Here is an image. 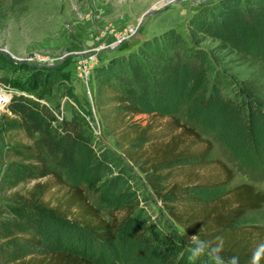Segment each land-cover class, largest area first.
<instances>
[{
    "label": "trees",
    "instance_id": "1",
    "mask_svg": "<svg viewBox=\"0 0 264 264\" xmlns=\"http://www.w3.org/2000/svg\"><path fill=\"white\" fill-rule=\"evenodd\" d=\"M187 31L145 38L94 69L98 128L117 151L96 135L62 67L0 55L9 76L0 84L20 93L0 116V264H115L124 254L128 264H165L154 247L126 240L125 224L109 223L84 184L122 209L135 167L160 194L177 169L213 162V144L199 129L234 155L244 152L240 161L255 169L246 153L264 140V0L204 5ZM156 121L174 126L167 139H153ZM219 166L227 181L174 183L161 196L182 205L167 210L190 236L223 237V254L249 264L264 226L243 220L264 208V192L251 184L229 190L232 171Z\"/></svg>",
    "mask_w": 264,
    "mask_h": 264
},
{
    "label": "rangeland",
    "instance_id": "2",
    "mask_svg": "<svg viewBox=\"0 0 264 264\" xmlns=\"http://www.w3.org/2000/svg\"><path fill=\"white\" fill-rule=\"evenodd\" d=\"M217 1L1 0L0 55L15 62L29 61L27 64L40 67H62L68 74L70 91L81 107L89 115L91 113L88 119H94L96 135L117 151L114 140L104 136L98 128L92 101L94 69L113 56L136 49L145 38L168 30L175 28L187 37L188 20L204 5ZM159 8L162 9L160 12L143 19L145 13ZM2 77L9 79L8 74L0 69ZM156 122L159 129L153 139H167L174 126L164 121ZM199 131L203 140L213 144V162L202 169L191 166L177 169L171 177L162 180L161 185L166 190L160 194L150 183L151 176L135 167L129 172L132 191L124 199L125 207L122 209L106 201L97 186L84 184L90 202L100 209L109 223L115 221L118 226L125 224L126 240L140 239L141 246L147 247L146 250L154 247L155 254L163 256L165 264L172 261H175L172 264H193L188 260L190 235L174 222L167 210L168 206L181 209L182 205L161 196L170 190L172 184L191 185L197 182L213 185L227 181V174L219 166L223 163L232 171L229 190L241 184H251L264 192V140L262 144L252 145L246 153L251 157L253 169L245 167L240 161L244 152H240L239 156L234 155L220 141ZM243 223L247 227L264 226V208L248 212ZM185 253L188 254L186 260ZM128 260L124 254L117 257L115 264H128Z\"/></svg>",
    "mask_w": 264,
    "mask_h": 264
},
{
    "label": "clouds",
    "instance_id": "3",
    "mask_svg": "<svg viewBox=\"0 0 264 264\" xmlns=\"http://www.w3.org/2000/svg\"><path fill=\"white\" fill-rule=\"evenodd\" d=\"M190 257L193 260L208 258L211 264H240L238 256L226 257L224 253L223 237H217L215 241L199 238L197 235L189 237ZM264 260V243L258 244L253 250L249 264H261Z\"/></svg>",
    "mask_w": 264,
    "mask_h": 264
},
{
    "label": "built area",
    "instance_id": "4",
    "mask_svg": "<svg viewBox=\"0 0 264 264\" xmlns=\"http://www.w3.org/2000/svg\"><path fill=\"white\" fill-rule=\"evenodd\" d=\"M191 1H193V0H191ZM25 62L27 63L29 61H25ZM14 94H20V93L14 91L13 89H11L5 85L0 84V116H1V114L6 112V109L9 106Z\"/></svg>",
    "mask_w": 264,
    "mask_h": 264
},
{
    "label": "water",
    "instance_id": "5",
    "mask_svg": "<svg viewBox=\"0 0 264 264\" xmlns=\"http://www.w3.org/2000/svg\"><path fill=\"white\" fill-rule=\"evenodd\" d=\"M162 9H153L152 11H149L147 13L144 14L143 19H145L147 16H153L155 14H157V12H160Z\"/></svg>",
    "mask_w": 264,
    "mask_h": 264
},
{
    "label": "bare ground",
    "instance_id": "6",
    "mask_svg": "<svg viewBox=\"0 0 264 264\" xmlns=\"http://www.w3.org/2000/svg\"><path fill=\"white\" fill-rule=\"evenodd\" d=\"M169 1H170L171 3H176V2H175L176 0H169ZM167 3H168V2H167Z\"/></svg>",
    "mask_w": 264,
    "mask_h": 264
}]
</instances>
